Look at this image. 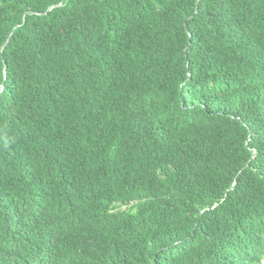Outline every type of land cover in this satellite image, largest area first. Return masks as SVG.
<instances>
[{
	"label": "trees",
	"instance_id": "obj_1",
	"mask_svg": "<svg viewBox=\"0 0 264 264\" xmlns=\"http://www.w3.org/2000/svg\"><path fill=\"white\" fill-rule=\"evenodd\" d=\"M0 264H264V0H0Z\"/></svg>",
	"mask_w": 264,
	"mask_h": 264
}]
</instances>
